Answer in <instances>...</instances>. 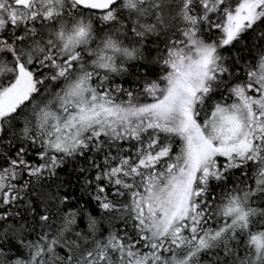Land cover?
Masks as SVG:
<instances>
[{
  "label": "snow or ice",
  "instance_id": "6c2138e0",
  "mask_svg": "<svg viewBox=\"0 0 264 264\" xmlns=\"http://www.w3.org/2000/svg\"><path fill=\"white\" fill-rule=\"evenodd\" d=\"M0 264H264V0H0Z\"/></svg>",
  "mask_w": 264,
  "mask_h": 264
}]
</instances>
